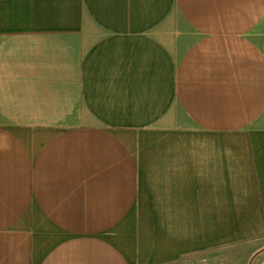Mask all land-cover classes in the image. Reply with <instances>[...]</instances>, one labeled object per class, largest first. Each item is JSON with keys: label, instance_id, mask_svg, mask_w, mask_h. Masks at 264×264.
<instances>
[{"label": "crops", "instance_id": "1", "mask_svg": "<svg viewBox=\"0 0 264 264\" xmlns=\"http://www.w3.org/2000/svg\"><path fill=\"white\" fill-rule=\"evenodd\" d=\"M262 251L264 0H0V264Z\"/></svg>", "mask_w": 264, "mask_h": 264}, {"label": "rangeland", "instance_id": "2", "mask_svg": "<svg viewBox=\"0 0 264 264\" xmlns=\"http://www.w3.org/2000/svg\"><path fill=\"white\" fill-rule=\"evenodd\" d=\"M226 253L227 252H223V258L222 259H225L227 257ZM228 253H229L228 256L230 257L232 252H228ZM204 261H205L204 258L196 257V258L190 259L186 264H206V263H209V262H207V260L205 262ZM240 262L241 261H239V264H240ZM248 264H264V251L253 255L252 258L249 260Z\"/></svg>", "mask_w": 264, "mask_h": 264}]
</instances>
